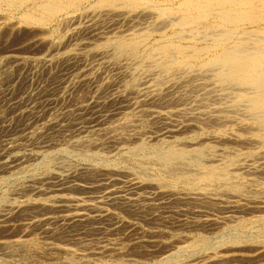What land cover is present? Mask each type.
Segmentation results:
<instances>
[{
    "label": "rangeland",
    "instance_id": "rangeland-1",
    "mask_svg": "<svg viewBox=\"0 0 264 264\" xmlns=\"http://www.w3.org/2000/svg\"><path fill=\"white\" fill-rule=\"evenodd\" d=\"M46 1L49 0H38L40 3ZM61 1L58 2L62 7L57 16L56 14L48 16L46 21L44 20L46 23L29 19L28 21L31 22L27 20L26 23L24 22L27 11L34 12L38 9L36 1L22 0L14 6L0 3V196L5 194L19 204L28 200V202L54 207L53 210L36 209L33 210L34 212L30 210L27 217L7 218L4 223H2L3 218H0V226L12 228L11 232L4 231L5 233L2 234L0 232V264H164V259L169 255L173 256V264L188 262L191 264L194 261L201 264L199 262L203 261L209 253H214L213 246L223 239H232L233 236H241L245 239L246 234L247 238H255L254 240H257L255 242L262 245L264 222H260L258 218L264 215V208L257 210L255 206L264 207V169H262L263 172L260 171L264 167V140L263 137L248 130L249 123L246 121L248 119L243 116L242 110L239 113V110L235 111L232 108L231 100L225 94H229L227 90L221 89L209 71L188 68L174 69L176 71L166 73L159 68H151L143 53L114 56L111 47L106 49L103 47L104 43L110 39L127 37L133 32L153 28L159 20L154 11L152 13L149 9H139L133 12L128 10L120 11V13L119 10L102 12L95 9L93 0ZM41 14L37 12L36 18ZM160 36L161 34H158L156 39H160ZM134 74L137 84L143 83L137 86L140 88L142 85L140 96L137 95L140 98L130 95L128 99H131L126 101L116 99V91L119 94L118 89L122 91V85L135 79ZM157 77L160 78L157 79ZM215 86L219 87L215 88ZM143 91L146 92L143 94ZM237 92L238 90L234 89L231 94ZM156 93L164 94L162 101L154 95ZM204 93H210L211 96ZM217 93L222 96L218 95L217 98ZM184 97H188V100ZM149 100L151 103L148 102ZM187 108L189 111L185 110ZM208 108L213 112H206ZM212 115H215V118ZM192 116L194 120L190 119ZM210 117L217 122L209 123L207 119ZM120 124H122L121 129L118 128ZM111 127L113 129L115 127L116 132L110 133L109 131L113 130ZM212 131L215 132L214 138ZM117 133H120L123 139L116 143L111 142L112 135ZM218 136L229 143H220L217 140ZM82 140L86 142L80 144ZM142 142L143 145L146 144V150L142 152L129 150ZM208 144L216 148L213 153L214 160L221 159L227 152V155H232L237 151L235 154L242 156L250 151L257 156V153L261 151L257 157L250 156L252 159L245 158V154L241 157L242 160L244 159L243 165L247 164V166L240 169L241 173L238 171L241 176L243 175V179L234 181V185L242 189L246 188L244 189L247 191H244L246 194L254 191L253 193L261 195L258 202L254 203L255 205L243 201L245 197L240 200L234 196L232 198L230 194H227L230 197L223 193L222 195L220 192H223V188L212 187L213 189L209 188L210 193H216L217 189V193L220 194L217 209L199 207L187 209V206L175 201L176 197H173L175 195H161L155 186L147 185L149 184L147 180L149 182L152 178L162 177L156 163L146 162L147 154L162 153L171 147L190 148ZM250 172L253 174L251 175ZM54 174L62 176L59 178L63 179V188H69L75 184L88 188L70 189L64 193L80 200L79 204L84 208L82 212L88 215L85 223L83 221L68 224L62 220L64 213L55 208L61 203L53 198L57 193L55 190L62 187L59 185L60 179H56ZM138 180H143L146 184L144 186L147 187L137 188L134 183ZM174 188L170 187V190L178 196L186 191L181 183L176 184ZM162 189L169 190V187ZM116 190L118 193H114ZM104 194L107 195L104 196ZM119 198L137 201L130 205ZM234 201H239L246 208L242 211L227 210L225 206L233 205ZM74 203L66 202L67 205H74ZM87 207H96V213H91ZM100 212L102 215L106 213V216L93 217V214L99 215ZM229 218L234 221L230 222ZM207 220H212L213 223L210 224L215 222L218 224L215 223L214 226L204 224ZM239 221L243 222L240 223L241 226ZM194 223H197V226L193 225ZM21 224H26V238L31 240L32 245L26 249L19 248L11 252L3 244L10 243L20 236ZM230 226L234 228L231 230ZM199 239L206 240L200 250L186 249L190 245L189 241L194 243ZM208 240H211V244ZM178 246L186 247L176 252L180 249H177ZM240 249L242 250L237 252L241 254L249 256L255 254L254 247L252 249L249 245H242ZM208 250L210 252H207ZM263 258L237 260L231 264L264 263L260 260ZM193 259L196 260L192 262Z\"/></svg>",
    "mask_w": 264,
    "mask_h": 264
},
{
    "label": "bare ground",
    "instance_id": "bare-ground-1",
    "mask_svg": "<svg viewBox=\"0 0 264 264\" xmlns=\"http://www.w3.org/2000/svg\"><path fill=\"white\" fill-rule=\"evenodd\" d=\"M21 1L22 0H0V3L4 2V3H6L9 6H14L18 2H21ZM26 1H36V2H38V0H26ZM60 1L53 2L52 0H49V1H46V2H42V3L38 2V4H37V8L38 9H35L34 12H28L27 11L26 18L23 17V18H25L24 22L26 20L28 21V19L29 20H37V21L45 22L46 18L48 16H51V15H54V14H56V16H57V14L59 13V11H60V9L62 7L58 3ZM79 3H80V1H79ZM92 3L94 4L96 10H99V11H102V12H107V11L111 12V11H117V10H119V13H120V11H123V10L124 11L128 10V11H132L133 12V11H137L139 9H149V10H152V13L154 11L155 15H157V18L159 20H158V23L156 25H154L153 28L145 30V31H138V32L135 30L136 32H133L131 35H129L127 37L126 36H120V37H116L114 39H110L106 43H104L103 47L105 49H106V47H111L112 50H113L112 54H114V56H121V55H124V54H128L129 55V53H136V52H140L141 54L143 53L144 56L147 58L146 60L149 61V64H150L149 66L151 68H159V69H161L162 71H164L166 73H172L171 71L174 70V69H188V68H190V69L191 68H198V69H201V70L209 71L210 75L216 80V82L219 84V86H221V89L223 88V89L227 90V92L229 93V94H227V93H225V94H226V96L228 98H230V100H231L230 103H231L232 108L235 111L239 110V113L242 110L241 112H242L243 116L248 119V120H246L249 123V126L247 127L248 130H250L251 132L256 133L259 137H263V140H264V0H93ZM83 4H85V3H83ZM68 5H66V6H68ZM18 7H20V6L18 5ZM3 8H5V7H3ZM26 8H28V6ZM4 12H5V10H4ZM12 12L15 13V11H12ZM37 12H39V14H41V13L42 14L40 16L38 15V17L36 18V13ZM66 12H67V10H66ZM69 14H70V12H69ZM7 20H8V18H7ZM28 22H31V21H28ZM158 34H161V36H160L161 38L160 39H156V36ZM136 56H138V55L136 54ZM132 57H133V55H132ZM142 65H144V64H142ZM125 67H124V69H125ZM147 68H148V66H147ZM122 69H123V67H122ZM136 69H138V68H136ZM119 70H120V68H119ZM140 70H142V69H140ZM127 71L129 73V69ZM157 71H160V70H157ZM174 71H176V70H174ZM180 71H182V70H180ZM196 71H198V70H196ZM143 72H142V75H143ZM164 72H162V74ZM137 73H139V72H137ZM137 73H135V74L138 75ZM178 73H179V71H178ZM132 74H133V72L131 73V75ZM135 74H134L133 78H135ZM194 75H192V76H194ZM125 76L128 77L129 75L128 76L125 75ZM125 76H123V77H125ZM158 76H159V74H158ZM160 76H161V74H160ZM200 77H202V76H200ZM158 78H160V77H157V79ZM161 78H163V77H161ZM140 80H141V78H140ZM190 80H191V78H190ZM122 81H125V79H123ZM126 81H127V79H126ZM145 81H147V80H145ZM147 82H149V81H147ZM147 82H146V84H147ZM209 82L211 83L212 81H209ZM120 83H122V82L120 81ZM139 83L140 82H138V84ZM183 83H184V81H183ZM138 84H137V81H136V78H135V79H132L129 82L125 83L124 86L122 85V87H123L122 91L120 89H118L119 94H117L118 92L116 91V99L121 100V101H126L130 95H136V96L139 95V93H141V89L140 88H141L142 85L140 86V88H138L137 87V86H139ZM140 84H143V83H140ZM193 84L195 85V83H193ZM207 84H208V82H207ZM219 86H215V88L219 87ZM105 88H106V86H105ZM234 89L238 90V92L235 93V94H233V93L231 94L232 90H234ZM219 90H217V91H219ZM158 91H159V89H158ZM160 91H161V89H160ZM144 92H146V91H143V94H144ZM133 93H135V94H133ZM136 93H138V94H136ZM207 94L208 93H206V94L204 93V95H207ZM225 94H224V96H225ZM154 95L156 97H158V99H160V101H162V99H163L162 95H164V94L156 93ZM218 95L222 96L221 94L217 93L216 97ZM159 96H161V97H159ZM209 96H211V94ZM171 97H174V96H171ZM185 97H184V99L188 100V97L187 98H185ZM138 98H140V97H138ZM164 98H166V97H164ZM175 98H177V97H175ZM181 98H183V97H181ZM219 98H221V97H219ZM129 99H131V98H129ZM166 100H168V99H166ZM176 100H174V101H176ZM207 100H205V101H207ZM155 101H157V100H155ZM169 101L172 102L170 100V98H169ZM178 101H180V99ZM148 102H150V100ZM118 103H120V102H118ZM143 103H145V102H143ZM154 103H156V102H154ZM217 103H219V102H217ZM220 103H221V101H220ZM133 104H135V103H133ZM145 105H146V103H145ZM140 106H138V107H140ZM87 108H89V107H87ZM135 109H136V107H135ZM188 109L189 108H187L185 110H188ZM216 109H218V108H216ZM222 109H224V107ZM181 111H183V110H181ZM199 111H197V113ZM208 111H210L209 108H208V110L206 112H208ZM226 111H228V110H226ZM195 112H196V110H195ZM212 112L210 111V113H212ZM221 112H223V111H221ZM179 113H180V111H179ZM186 114H188V113H186ZM206 114H208V113H206ZM235 114H236V112H235ZM127 115H128V113H127ZM228 115H229V113H228ZM162 116H164V115H162ZM189 116H191V115L189 114ZM201 116H203V115H201ZM187 118H188V116H187ZM190 119H193V116ZM202 119H201V121H202ZM240 119H241V117H240ZM195 120H197V119H195ZM207 120L211 124L217 122L215 119H213L211 117L209 119H207ZM190 122H192V121L190 120ZM125 123L126 122H124V124ZM129 123H131V122H129ZM218 123H220V122H218ZM141 124H143V123H141ZM242 124H244V123H242ZM121 125L122 124L119 125L120 126V127H118L119 129L122 128ZM116 126H118V125H116ZM141 126H144V125H141ZM207 126H209V125H207ZM125 127H127V126H125ZM217 128L218 127H216V129ZM111 129H113V127H111ZM239 129H240V126H239ZM115 130H116V128L114 127V129L112 131H109V132L111 133V132H113ZM240 130L242 131V129H240ZM201 131H202V129H201ZM204 131H206V130H204ZM246 131H247V129H246ZM214 133L215 132L212 133V137L215 136V135H213ZM222 134H224V133L222 132ZM206 135H208V133ZM216 135H218V134H216ZM112 136L113 137L111 139V142H115L116 143V142H119L120 140L123 139V137L121 136L120 133H117V134L112 135ZM209 137H210V135L208 136V138ZM224 137H225V135H224ZM217 140L220 143L221 142L222 143L227 142L225 139H223L221 137L217 138ZM257 140H258V138H257ZM232 141H234V140H232ZM255 141H256V139H255ZM85 142L86 141H83L80 144L85 143ZM121 142H123V141H121ZM200 142H202V140ZM215 142H213V143H215ZM227 143H229V141ZM253 143H255V142L253 141ZM119 144H121V143H119ZM145 146H146V144L143 145V142H142L140 145H137V147L135 145L134 146L135 148L133 147V149L130 148L129 150L130 151L132 150V152H142V151L146 150L145 148L147 146L146 147ZM153 148H154V146H153ZM258 150H261V149H258ZM215 151H216L215 146L208 144V145H204V146H200L199 145L197 147H190V148H188V147H182V148L173 147L172 148L171 147V148H168L166 151H163L162 153H156L155 152V153H152L150 155L147 154L148 157L145 156L146 162H149V163L150 162H152V163L154 162V163H156L155 165H158L159 169H160L159 173L162 174L161 178L157 177L159 179H155L156 178L155 177L154 179L152 178V180L150 179L151 182L150 181L148 182V180H147V183H149L147 185H149L151 187L155 186L156 189H159V193L161 195L162 194L163 195L167 194V195H172V196L175 195V196H173L174 198L176 197L175 201L176 202H180L181 204H184L185 206L188 207L187 209H193V208H198V207L199 208H204V209H215L216 207H218V203H219L218 202L219 201L218 196L220 194H222V193L225 194V195L230 194V195H232L231 196L232 198L234 196L235 198H239L240 200L242 199V197H245V199H242L243 201L245 200V201H247L250 204L251 203L252 204H254V203L256 204L258 202L257 201L258 198L261 195L259 196L258 194L253 193L254 191L252 193H247L246 194L245 192H247V191L244 190L246 188L242 189L241 187L234 185V181L235 180H240L242 178V176H243V175L241 176V174H240L241 173L240 169L241 168H246V166H247V164H246V166L243 165L242 161L244 159L243 160L241 159V157L245 153L242 156L240 154H235L237 152L236 149H235L236 152L234 154L227 155L228 154V152H227V154L226 153H225V155L223 154L224 156H222L221 159L214 160L215 155L213 153ZM263 151H264V146H263ZM260 152H259V154H260ZM259 154L257 153V156H259ZM144 155H146V154H144ZM254 155L256 156V154H254L253 152L249 151L244 156L246 158V157H250V156L253 157ZM252 157H250V158L252 159ZM207 158H209V160ZM248 166H250V165H248ZM257 167H261V166H257ZM262 169H264V167L261 168V170L260 169L259 170L262 171ZM252 170H254V169H252ZM252 170H251V172H252ZM238 171H240V173ZM142 174L144 175V173H142ZM252 174L253 173H251V175ZM54 177L56 179H60L59 177H62V176H58V174H57ZM62 180L63 179L59 180V185H61L62 188H60L58 190H55V192H57V193L53 196L55 201L61 203V205L55 206V208L60 209L64 213L61 218H62L63 221L68 222V224H70V223H73V224L76 223L77 224V223H82L83 221L85 223L87 221L85 219H87L88 215L82 212L84 210V208L79 204L80 200L77 199L76 197H70V196H68V195H66L64 193L66 192V190H70V189H75V190L82 189V190H84V189H88V188L86 186H81V185H77V184L71 185L70 187L68 186L69 188H67V187L63 188L64 183H63ZM178 183H181L182 186H184V188L186 189V191L184 190L185 192L183 191L184 193H182V194L178 193L179 196L176 193L172 192V190H170V187L174 188V186H176V184H178ZM134 185L138 188V187H142V186H144L146 184L143 182V180H138V181H136L134 183ZM163 187H169V190L168 189L167 190H163L162 189ZM212 187H220L221 189L223 188L222 189L223 192H220V194H219V193H217V191H216L217 189H216L215 190L216 193H212V192L210 193L211 190L209 191V188H212ZM141 190H142V188H141ZM180 191H182V190H180ZM109 192H111V191H109ZM116 192H117V190L114 193H116ZM257 192H258V190H257ZM78 195H80V194H78ZM106 195L107 194H104V196H106ZM109 195H108V198H109ZM112 195H114V194H112ZM116 195L117 194H115V196ZM121 195H123V194H121ZM227 196H229V195H227ZM97 198L99 199V197H97ZM101 199H103V198H101ZM119 199L127 201L126 204H130V205L136 203V201H137V200H129V199H128L129 200L128 201V200H125L123 198H119ZM66 202H71V203L75 202V203H74V205H67ZM220 202H221V200H220ZM222 203H224V202H222ZM233 203H234L233 205H227V206H225V208H227V210L230 209V210H238V211L239 210L242 211V210H244L246 208L244 206V204L239 203V201H234ZM102 204H103V202H102ZM255 207H256L257 210L258 209L262 210V208H264V207H257V206H255ZM52 208H54V207H51V206L43 204V203L28 202V200L25 203H23V204H19V202L17 203V202L12 201L11 199H9L5 194L0 196V218H3V220H4L2 223H4L7 218L10 219L12 217H20V216H22V217L26 216L27 217V214H29L28 211H30V210L31 211L36 210V209H44L45 210V209H52ZM87 209L91 213H96V210H95L96 207H93V208L92 207H87ZM250 209H248V210H250ZM263 211H264V209H263ZM263 211H261V212H263ZM107 215L109 216V214H107ZM105 216H106V213H105V215H102V212H100L99 215H94L93 214L94 218H101V217L104 218ZM26 217H24V218H26ZM233 218H235V217H233ZM237 219H239V217ZM229 220H230V222L234 221V220H232L230 218H229ZM258 220L260 222L261 221L264 222V215L259 217ZM236 221H238V220H236ZM8 222H10V221L8 220ZM196 222H198V221H196ZM249 222H251V220ZM118 223H120V222H118ZM210 223H213L212 220H207V221L204 222V224H210ZM215 223L218 224V222H215ZM238 223H239V226H241V224L243 222L239 221ZM196 224L194 223L193 225H196ZM198 224H200V223L198 222ZM214 224H210V226L211 225L214 226ZM252 225H253V222H252ZM233 226H235V225H233ZM233 226H232V228H234ZM0 228L3 229V230L0 229L1 234L5 233V232H11L12 231V228H10V226H4V225L2 226L1 225ZM208 228H210V227H208ZM213 228H215V227H213ZM225 228H227V227H225ZM230 228H231V226H230ZM232 228H231V230H232ZM238 228H240V227H238ZM223 230H224V227H223ZM19 231H21L20 232L21 234H20V236L18 238L10 241V243L3 244V246L6 247L11 252H15L19 248L20 249H26V248H28L29 245H32L31 244L32 243L31 240L26 238V236H27V226H26V224L22 225L20 227ZM218 231H220V230H218ZM250 234L253 235L252 233H250ZM221 236H223V235H221ZM259 236H261V235H259ZM10 237L12 238V236H10ZM233 237L234 238H232V239L231 238L227 239V240L223 239L220 242L216 243V245L213 246L214 253L213 252H212L213 254L209 253V255H207L206 258L203 261L201 260L202 262L200 261L199 263H201V264H231L232 262L237 261V260L242 261L244 259L247 260V259H251V258L254 259V258H263L264 257V242L262 243V245H259L260 244L259 242H258L259 244H257V242H255V241H257V240H254L255 238L254 239H251L250 237L247 238L246 234H245V239L241 238V236H239V237L233 236ZM257 237H258V235H257ZM261 237H263V236H261ZM202 238H204V237H202ZM181 239H183V238L181 237ZM217 239L219 240V238H217ZM184 240H185V237H184ZM178 241H179V239H178ZM185 241H187V240H185ZM205 241L206 240H203V239H201V240L199 239V241L194 242V243H190V241H189L190 245L188 247H186L188 245L187 244L184 247H186V249L194 248V249H199L200 250V248L205 244ZM210 241L208 240L209 243H210ZM183 243H186V242H183ZM213 243H215V242L213 241ZM1 244H2V242H1ZM242 245H249V247L251 246L252 249L254 247L253 251H255V254L252 255V256H249V255H245V254H241L240 252H237L239 250H242V249H240V246H242ZM0 247H1V245H0ZM184 247L181 248L180 246H178L177 249H179V248L180 249L178 251H176V252H180V250L184 249ZM244 248H246V247H244ZM213 249H210V250H213ZM249 250H251V248H249ZM207 252H210V251L208 250ZM248 252H250V251H248ZM176 257H178V255ZM249 257H251V258H249ZM172 258H173L172 255H169L168 257H166L164 259L165 260L164 264L165 263L173 264L174 260ZM202 259H203V257H202ZM194 260H196V259H193L192 262ZM255 260H257V259H255ZM260 260L264 261V258L260 259ZM195 262H197V261H194V263H191V264H198V262L197 263H195ZM257 263L258 264H264V263H261V262H257ZM185 264H189V262L185 263Z\"/></svg>",
    "mask_w": 264,
    "mask_h": 264
}]
</instances>
